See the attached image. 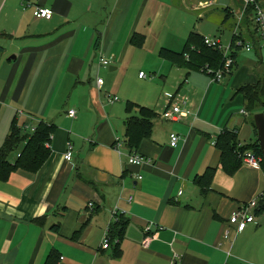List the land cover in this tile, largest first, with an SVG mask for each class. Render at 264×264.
<instances>
[{
	"label": "crops",
	"instance_id": "1",
	"mask_svg": "<svg viewBox=\"0 0 264 264\" xmlns=\"http://www.w3.org/2000/svg\"><path fill=\"white\" fill-rule=\"evenodd\" d=\"M35 5L52 17L36 18ZM235 6V0H0V147L14 119L29 129L39 122L54 127L37 169L18 168L0 180V263L264 264V237L252 246L250 238L264 235V212L257 205L254 221L238 232L228 222L241 204L262 195L264 169L242 164L229 174L217 145L224 131H234L240 146L258 143L254 114L237 89L264 75V50H245L251 59L244 64L240 50L232 75L220 82L174 65L169 72L183 75H138L142 88L133 96L116 77L101 76L106 66L99 62L108 59L113 72L138 53L145 59L162 48L180 52L196 25L234 21ZM183 10L194 16L190 31L179 26ZM111 92L117 101L108 99ZM128 102L156 113L136 149L126 142ZM173 104L187 115L164 119ZM171 133L179 136L175 147ZM68 143L71 161L64 158ZM131 152L145 161L128 163ZM209 169L203 191L207 179L199 177ZM118 218L126 222L122 237L104 249L103 236Z\"/></svg>",
	"mask_w": 264,
	"mask_h": 264
},
{
	"label": "trees",
	"instance_id": "2",
	"mask_svg": "<svg viewBox=\"0 0 264 264\" xmlns=\"http://www.w3.org/2000/svg\"><path fill=\"white\" fill-rule=\"evenodd\" d=\"M28 1V0H27ZM30 1V0H29ZM243 7V3L239 0ZM263 9L264 5L261 0H256ZM226 12L229 11L225 9ZM255 4L245 7L242 14V18L239 22L234 19L233 30L237 28V34L232 35L230 57L233 60L230 73L227 76H231L234 68L236 67L238 52L243 49L242 46H237L236 42L242 43L250 42L251 48L258 52L264 50L260 46V36L256 30L253 17L255 15ZM232 17V13H229ZM234 15V14H233ZM204 37L198 33H190L187 40L184 43L181 52H175L170 49L162 48L160 50V56L167 59L172 65L180 68L187 69V72L198 70L203 71L210 77L215 76V73L220 70L224 63L223 50L209 47L204 44ZM98 40L95 41L97 46ZM251 50V49H250ZM237 93L241 94L244 102V109L249 113L264 114V75L260 76L256 83L241 85L237 89ZM138 110V115L133 114V110ZM127 110L129 116L125 120L126 127V142L130 149H136L141 140L151 130V120L156 116V113L147 107L141 106L134 102L127 103ZM53 125H48L43 122L37 123L34 128H27L25 123L19 124L14 119L11 123L9 133L0 147V180H7L9 175L18 168L23 169H37L47 156L48 150L45 144L49 141L53 132ZM239 142L236 138L234 131H224V134L219 137L217 145L221 149V164L225 170L232 174L239 166L242 165V161L239 158V151L246 149L252 150L255 154L262 156L261 167L264 169V157L257 142L248 146H238ZM22 145V148L14 162L9 160V156ZM213 176V170L209 169L205 175L199 177V179L206 178L207 183L202 186L205 191L208 188L210 180ZM258 209L260 212H264V192L258 197ZM126 222L124 220L117 219V222L110 224L108 227L109 243L110 238H121ZM54 230H58V225H53ZM118 249H115V255H118Z\"/></svg>",
	"mask_w": 264,
	"mask_h": 264
},
{
	"label": "built area",
	"instance_id": "3",
	"mask_svg": "<svg viewBox=\"0 0 264 264\" xmlns=\"http://www.w3.org/2000/svg\"><path fill=\"white\" fill-rule=\"evenodd\" d=\"M241 1L243 3V7L240 9V14H238L239 16H237V19H238L237 22L241 20L245 7H248V5H251V4H255L256 11L253 17V23L260 36V46L264 48V9L259 4L256 3V0H241ZM33 15L36 18L50 19L53 13L49 8H46L41 5H35L34 10H33ZM233 34L234 35L237 34V28H235L232 31V35ZM203 41H204V44H206L207 46L223 50L224 52V63H223L222 68L215 73V76L211 77L212 81L220 82L222 81V79H224L225 76H227L230 73L231 66L233 63V60L230 57L231 43L226 48H223L220 39L204 37ZM236 45L242 46V48L245 50L251 49V44L249 41H247L244 44L239 40L236 42ZM99 62L105 66L109 65L108 59L104 57H100ZM139 77L144 78L146 77V74H144L143 72H139ZM102 83H103L102 78H98L97 84L100 86ZM107 97L110 101L118 100V97L116 96L108 95ZM187 113H188L187 111L185 112L182 111L177 104H173L163 111L162 117L166 120L177 121L182 116L187 115ZM67 114L69 117H75V110L69 109ZM178 141H179V136L176 133H171L169 135V144L172 147H175L178 144ZM122 145H123L122 141L116 140L114 144V148L118 152V154H122L120 150V146ZM238 146L240 147L239 144ZM238 154H239L238 155L239 158L242 161V164L250 166V167H260L261 166V162L263 160L262 156L255 154L252 150L246 149L243 151H239ZM64 158L67 161L72 160V147L70 143L67 144V149L64 154ZM143 161H145V158L135 152H131L128 154V163L130 164H141L143 163ZM257 202H258V198H255L244 204H241L238 207L237 211L228 218V222L231 225L235 226L236 232L242 230L246 226V224L254 221L255 215H254L253 210L257 207ZM88 206L90 208L93 207V203L89 202ZM145 231L147 232L148 228H146ZM224 237H228V230H225ZM148 240H149V236L145 237L143 243L146 245ZM109 246H110V243H109V236H108V230H107L102 239V248L106 249Z\"/></svg>",
	"mask_w": 264,
	"mask_h": 264
},
{
	"label": "rangeland",
	"instance_id": "4",
	"mask_svg": "<svg viewBox=\"0 0 264 264\" xmlns=\"http://www.w3.org/2000/svg\"><path fill=\"white\" fill-rule=\"evenodd\" d=\"M194 1V0H193ZM236 2V6H235V9L236 10H239V13L236 12V15H235V19H236V16H239L237 14H240V9H237L238 7V0H235ZM183 11H186L184 12V17L179 20V26L181 28V24H182V27H187V29H189L188 31L191 30V28L193 27V24L195 23V19H194V16L189 12V10H183ZM238 21V19H236ZM234 21L233 19L231 18L230 21H228L224 26H218L217 24L215 25V23H212V21H206V22H202L201 24H198L196 25V31H198L199 34H201L203 37H208V38H214V39H221V44L223 46V48H226L227 46H229V44L231 43V39H232V25H233ZM186 29V30H187ZM180 52L182 51V48H179ZM240 53H239V56H240V59H239V63L240 64H244V61L247 60V59H251V53L250 55L247 54L245 52V49H240ZM144 54V53H143ZM140 53H138L137 55L135 56H132L131 57V60L126 63V64H123V67H121L119 70L117 71H113V72H110L109 71V66H106L102 73H101V76H113L114 78L116 77V84H119V83H124L123 84V87L125 89H127L129 92H130V95H136V94H139L140 91H141V81L139 80L138 78V75H139V72H143L144 74H146V76L150 77V76H160V74H165L167 76H179L178 74H182V71L179 72V71H176L175 69L171 72H169V67L172 65L167 59H163L161 58L160 56H155V57H148V58H145L144 57H140ZM151 59V60H150ZM112 63V61H110ZM110 65H113L111 64ZM164 67V68H163ZM156 69H161V73H159ZM156 71V74H154ZM190 76H209L208 74H204L202 73L201 71L199 72H192ZM102 77V78H103ZM104 77V78H105ZM228 76H225L224 77V80L227 78ZM110 95L112 96H116L114 94H112V92L110 93ZM117 97V96H116ZM119 97V96H118ZM121 100V98H120ZM22 148V145H20L18 147V149L16 151H14L11 155H10V158L9 159H14L15 157V152H19ZM263 221H264V213H263ZM261 219L258 217V223H261L259 222ZM264 227V222H263V225ZM264 237L263 234H254L251 232V246L253 244H257L261 238ZM249 238V239H250Z\"/></svg>",
	"mask_w": 264,
	"mask_h": 264
},
{
	"label": "water",
	"instance_id": "5",
	"mask_svg": "<svg viewBox=\"0 0 264 264\" xmlns=\"http://www.w3.org/2000/svg\"><path fill=\"white\" fill-rule=\"evenodd\" d=\"M253 120L258 130V145L264 157V114L262 112L255 113Z\"/></svg>",
	"mask_w": 264,
	"mask_h": 264
}]
</instances>
